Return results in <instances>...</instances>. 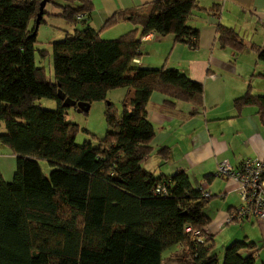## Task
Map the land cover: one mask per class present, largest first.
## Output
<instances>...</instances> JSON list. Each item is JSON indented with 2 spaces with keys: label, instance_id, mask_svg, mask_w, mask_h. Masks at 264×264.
Instances as JSON below:
<instances>
[{
  "label": "trees",
  "instance_id": "1",
  "mask_svg": "<svg viewBox=\"0 0 264 264\" xmlns=\"http://www.w3.org/2000/svg\"><path fill=\"white\" fill-rule=\"evenodd\" d=\"M41 1L0 0V126L5 129L0 146L17 159L11 181L0 173V264H163V252L175 245L190 264H257L252 253L243 254L255 248L251 242H231L220 261L211 236L199 242L186 233L187 225L209 224L208 194L193 187L184 171L166 177L171 181L167 195L155 193L162 178L140 163L153 150L156 134L146 114L151 93L193 104L192 115L202 107L204 89L175 68L135 67L133 60L149 32L196 48L199 29L189 21L195 11L206 10L199 0H153L113 14L103 28L125 16L137 28L112 40L87 24L90 0H45V6L58 7L59 17L81 23L50 43L53 79L35 58ZM216 33L221 46L243 49L232 28L218 24ZM259 56L264 58L263 50ZM122 87L132 93L120 113L106 103L102 141L75 144L77 125L65 118L64 98L91 104ZM43 99L55 106L44 107ZM234 105H256L264 118V95L248 90ZM40 161L51 166L48 173Z\"/></svg>",
  "mask_w": 264,
  "mask_h": 264
},
{
  "label": "crops",
  "instance_id": "2",
  "mask_svg": "<svg viewBox=\"0 0 264 264\" xmlns=\"http://www.w3.org/2000/svg\"><path fill=\"white\" fill-rule=\"evenodd\" d=\"M90 1L93 10L84 16L87 24L100 31V37L112 40L134 31L137 25L125 16L103 28L107 19L153 0ZM199 4L206 10L195 11L189 21L199 29L196 48L172 35L149 32L141 39V55L133 60L135 67L175 68L200 82L204 89L202 107L192 115L189 113L195 108L193 104L175 102L157 91L151 93L146 114L156 134L151 141L153 150L140 163L162 179L184 171L193 187L206 191L204 212L210 217L206 227L213 239V252L220 260L231 242L247 241L255 248L243 250V254L252 253L257 264H264V218L250 215L239 222H229L228 217L240 203L237 182L216 174L224 159L236 167L246 158L264 157V118L259 107L234 105V100L248 90L264 95V58L259 56V51H264V0H199ZM218 24L232 28L242 39L243 49L221 46L216 33ZM113 91L123 99L132 93L124 87L108 92ZM166 100L174 101V106L166 104ZM161 148L162 152H158ZM16 162V156L0 146V173L5 181L13 179ZM176 247L181 249L180 245Z\"/></svg>",
  "mask_w": 264,
  "mask_h": 264
},
{
  "label": "rangeland",
  "instance_id": "3",
  "mask_svg": "<svg viewBox=\"0 0 264 264\" xmlns=\"http://www.w3.org/2000/svg\"><path fill=\"white\" fill-rule=\"evenodd\" d=\"M45 10L46 13L43 15L44 21L37 27L35 58L36 64L42 65L46 75L50 79H53L50 43L63 39L66 31L72 32L76 26H81V23L77 22L72 25L66 20L59 18V16L56 15V13L59 12L58 7L53 3H48L45 6ZM39 50L45 51V55L41 57ZM113 92V94L107 92L108 94H106L105 100L92 102L87 112H78L77 109L72 106L66 109L65 118L77 125L74 139L75 144L82 145L85 142H90L92 145L97 146L102 141L107 130L105 117L106 103H112L117 113L122 111L123 98L121 95H116L115 91ZM54 104L55 102L53 100L43 99V105L46 108H53ZM4 130L5 129L0 126V133L4 132ZM40 165L44 173H48L47 170L49 169L50 171L51 169L47 161H40ZM205 210L206 209H204V211ZM177 248L178 247L175 245L163 252V264H190V257L188 254L184 253L182 249ZM220 261H222V259Z\"/></svg>",
  "mask_w": 264,
  "mask_h": 264
},
{
  "label": "built area",
  "instance_id": "4",
  "mask_svg": "<svg viewBox=\"0 0 264 264\" xmlns=\"http://www.w3.org/2000/svg\"><path fill=\"white\" fill-rule=\"evenodd\" d=\"M80 17V14L77 15V18ZM216 174L230 177L237 182L240 203L228 217L229 222H239L250 215L264 218V157L246 158L236 167L224 159L218 164ZM170 182V178L161 179L155 186V193L167 195ZM184 231L199 242L209 237L207 227L197 229L187 225Z\"/></svg>",
  "mask_w": 264,
  "mask_h": 264
},
{
  "label": "water",
  "instance_id": "5",
  "mask_svg": "<svg viewBox=\"0 0 264 264\" xmlns=\"http://www.w3.org/2000/svg\"><path fill=\"white\" fill-rule=\"evenodd\" d=\"M45 3H46V1L43 0V1H41L40 5H39V11L37 13L36 20H35V29L36 30H37V27L39 25L40 18L43 15V9H44ZM62 105L67 106V107L75 106L78 112H81V111L87 112L89 110L91 104L87 103V102H81V101L76 102L75 100H73L69 97H66V98H64Z\"/></svg>",
  "mask_w": 264,
  "mask_h": 264
}]
</instances>
